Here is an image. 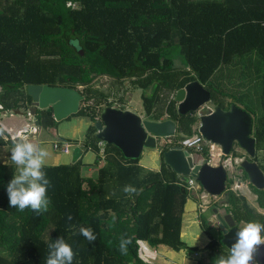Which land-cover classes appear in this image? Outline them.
Wrapping results in <instances>:
<instances>
[{
	"label": "trees",
	"instance_id": "trees-1",
	"mask_svg": "<svg viewBox=\"0 0 264 264\" xmlns=\"http://www.w3.org/2000/svg\"><path fill=\"white\" fill-rule=\"evenodd\" d=\"M251 54L262 64L261 114L251 119V135L254 159L264 171V0H0V113H25L31 102L24 85L46 84L77 89L83 98L65 119L84 116L93 122L98 107L111 103L109 93L93 83L106 75L123 91L125 81L140 89L145 117L173 120L172 144L181 145L198 133V116L177 112L175 91L197 80L210 91V102L226 109L235 99L219 97L208 82L223 66ZM117 98L122 100V94ZM35 116L44 128L57 123L44 109ZM86 129L83 139L64 141L78 145L82 154H95L96 175L83 174L82 154L74 162L45 164L47 211L21 212L9 205L7 184L14 167L0 163V264H47L48 244L60 238L72 247V264H145L137 253L138 239L198 252L180 238L189 189L163 160L169 145L162 146L159 169L150 170L97 138L93 123ZM6 142L11 140L0 138V145ZM125 185L136 187L137 194L124 193ZM249 186L264 207V189ZM228 203L224 211L237 223L264 220L231 190ZM200 218L209 237L204 252L212 264L227 248L211 233L207 218ZM81 226L90 227L96 239L89 242ZM121 236L131 239L126 255L118 250Z\"/></svg>",
	"mask_w": 264,
	"mask_h": 264
},
{
	"label": "water",
	"instance_id": "water-1",
	"mask_svg": "<svg viewBox=\"0 0 264 264\" xmlns=\"http://www.w3.org/2000/svg\"><path fill=\"white\" fill-rule=\"evenodd\" d=\"M82 54V50H80ZM24 91L30 96L27 113L34 118V125L39 124L36 110L44 109L51 113L55 121L66 118L78 110L82 94L75 88L49 86L46 84H25ZM176 109L180 114L193 111L198 116V133L206 140L217 144L222 152L221 158L228 155L235 143L249 157H254L255 139L251 135L252 120L245 110L231 103L223 109L218 105L202 108L210 102V91L197 80H191L174 93ZM95 135L102 142L113 144L125 158H139L143 147H156L158 141L165 137H173L176 123L169 119L152 120L137 113L134 109L120 108L112 103L102 106L98 117L93 121ZM161 151V150H160ZM81 156L78 145L71 150V162ZM163 160L180 178L187 181L193 177L201 188L211 196L220 195L225 190L227 171L222 162L215 165L208 162H194L187 149L178 144H171L162 151ZM245 172L249 184L257 189H264V173L255 160L243 158L239 162ZM209 224L220 231V241L228 249L235 240V232L239 225L230 212H222L212 208ZM260 223L264 224V220ZM256 259L264 264V245L255 252ZM129 264H132L130 262Z\"/></svg>",
	"mask_w": 264,
	"mask_h": 264
},
{
	"label": "rangeland",
	"instance_id": "rangeland-1",
	"mask_svg": "<svg viewBox=\"0 0 264 264\" xmlns=\"http://www.w3.org/2000/svg\"><path fill=\"white\" fill-rule=\"evenodd\" d=\"M175 64H179L178 59H175ZM261 68L262 64L256 54L245 56L236 64L223 66V70L214 73L208 82L211 85L210 89L214 91L215 94L219 95V97L223 96V94L228 96L225 97L226 101H229L231 97H233V99H235L234 103L236 106L248 112L251 119L256 118L261 114L258 97V69ZM93 83L95 86H98L105 92L109 93L107 101H111L113 105L119 107L122 104L124 107L132 108L137 113L145 116L140 97V89L131 87L128 81H125L124 83V87H126V90L124 91L122 86L117 83L115 84L113 80L106 75L97 76L94 78ZM80 88L81 86L78 87V89ZM121 94L122 100H118L117 97ZM207 103L211 107L214 106L211 102ZM104 105L106 104L103 103L102 106ZM102 106L100 105L98 107V111H100ZM27 111L25 113H27ZM92 123L93 122L87 117L71 116L70 119L64 118L57 121L54 126L45 128L42 126L39 127L38 133L28 132L26 135L28 137H33L34 143L48 152L49 155L46 157L45 164L52 165L69 163L71 162V150L75 145L70 142L69 151L63 152L60 149H54L53 143H61L65 138H70L72 140L83 139L87 130L86 128ZM20 125L18 124L17 127ZM195 125L197 127L198 123ZM163 145L164 143H160L159 140L154 148L143 147L138 158V164L146 169L158 170L161 161L160 150L163 148ZM165 145L168 146L171 144L167 143ZM11 147L12 145L9 142L0 145V163L2 160H5L7 164H12L10 160ZM232 149L234 151L230 153V163L225 166L227 169L225 190L227 189L228 192L231 190L236 196H243L249 206L256 208L260 213H264V207H259L257 205L256 196L250 189L249 184L246 182L247 179L243 176V172L239 166V162L243 159L242 155H244V153L235 143L233 144ZM189 151L192 153L194 162L200 161L198 154L195 153L192 148L189 149ZM260 154L261 153H259V156ZM81 159L85 163L82 167L83 174L85 176L95 177L98 167L97 164L94 163L95 154L91 151H86L82 154ZM12 165L14 167V174H16L18 166L14 164ZM187 179L191 188L189 189V197L185 202L182 214L180 238L187 246L196 247L200 253H192L185 248L180 250L169 248L168 254L171 264H174L172 262H176L178 264H197L199 259H203L201 258V252L205 251L204 246L209 240V237L200 226V216L207 218L208 228L211 233L217 238H221L219 229L212 222L209 224V219L210 216L213 215L212 208L210 207L216 208V206H220L222 204L223 195L211 196L208 194V196H206L203 200L199 197L201 193L199 183L191 176H188ZM227 207H229V203ZM203 264H208L206 258L203 259Z\"/></svg>",
	"mask_w": 264,
	"mask_h": 264
},
{
	"label": "clouds",
	"instance_id": "clouds-1",
	"mask_svg": "<svg viewBox=\"0 0 264 264\" xmlns=\"http://www.w3.org/2000/svg\"><path fill=\"white\" fill-rule=\"evenodd\" d=\"M7 132L8 129L0 125V138H5ZM48 155L45 149L30 141L26 135L18 133L13 138L10 160L12 164L18 166V171L13 174L7 184L11 207L21 212L26 208H31L37 213L48 210L50 201L47 198V188L50 181L43 171ZM123 191L130 195L138 192L137 188L132 185H125ZM68 219H72L70 214ZM114 220L115 217H113ZM79 232L89 242L96 239L90 227L81 226ZM129 244H131L130 238L120 237L118 250L121 255L127 254ZM261 245H264V224L241 221L235 232V240L227 249L226 254L214 257L212 264H253L254 253ZM48 247L50 252L47 264H72L75 254L64 238L49 243Z\"/></svg>",
	"mask_w": 264,
	"mask_h": 264
},
{
	"label": "built area",
	"instance_id": "built-area-1",
	"mask_svg": "<svg viewBox=\"0 0 264 264\" xmlns=\"http://www.w3.org/2000/svg\"><path fill=\"white\" fill-rule=\"evenodd\" d=\"M78 87H80V86H78ZM202 108H212V107L210 105H208V103H205ZM161 142L164 144H167V143L172 144L173 139L171 137H165V139L163 138L161 140ZM179 142L181 143V146L183 148L187 149L191 155H192V153L189 151V149H191V148L195 153L198 154L200 161H196V162L200 163L202 161L203 162L205 161V162H208L209 164H213V165H215L219 162H222V164L224 166H227V164L230 163V160H231V154L230 153H232V151H230V153L228 155H225L223 158H221L222 152H221L220 147L217 144L212 143V142L204 139L199 133H195V134L191 135L190 137H188L187 139L181 140ZM69 146H70V143L68 141H63L61 143H58V142L53 143L54 149H60L63 152H68ZM203 151H205V152L203 153ZM246 182H248V181H246ZM187 188L190 189L191 185L188 184ZM199 188L201 189V187H199ZM206 196H208V194L204 190L201 189V193H200L199 197L204 200ZM262 214H264V213H262ZM137 244H138L137 253H138L139 258L145 264H149L151 262L152 256L149 253L150 251H149L148 246L145 243H143L142 240H140V239L137 240ZM253 264H261L256 259L255 253H254Z\"/></svg>",
	"mask_w": 264,
	"mask_h": 264
},
{
	"label": "crops",
	"instance_id": "crops-1",
	"mask_svg": "<svg viewBox=\"0 0 264 264\" xmlns=\"http://www.w3.org/2000/svg\"><path fill=\"white\" fill-rule=\"evenodd\" d=\"M33 121L34 118H31L28 113H24L23 111L0 113V125H4L8 129V132L5 134L4 139L7 140V138L9 137L8 139H10L12 142L13 138H15L18 133L23 135H26L28 132L38 133L39 127H41V125L38 124L37 126H35ZM18 124L21 125L17 127ZM28 139L34 143L33 137H28ZM11 142L10 144L12 145ZM1 163H5V160H2ZM180 235H181V228H180ZM142 242L149 247V251H150L149 253L152 256L151 262L149 264L170 263L168 249L171 247L164 244H158L156 246H152L145 240H142ZM198 252L200 253V251ZM201 256H203V259L205 258L207 259L205 252H201ZM172 263L178 264L176 262H172Z\"/></svg>",
	"mask_w": 264,
	"mask_h": 264
},
{
	"label": "flooded vegetation",
	"instance_id": "flooded-vegetation-1",
	"mask_svg": "<svg viewBox=\"0 0 264 264\" xmlns=\"http://www.w3.org/2000/svg\"><path fill=\"white\" fill-rule=\"evenodd\" d=\"M172 139H173V137H171ZM165 139V138H164ZM232 148H233V146H232ZM231 151L233 152L234 150L233 149H231ZM243 151V153H244V155H242V158H247V159H249V160H255L254 159V157H255V155H256V151H255V155H254V157H249L248 155H247V153H245V151L244 150H242ZM255 161H257V160H255ZM242 170V169H241ZM262 170V169H261ZM263 171V170H262ZM264 173V172H263ZM248 183V182H247ZM249 184V183H248ZM201 187V186H200ZM250 187V186H249ZM225 188H226V181H225ZM202 189V188H201ZM251 189V188H250ZM252 190V189H251ZM253 192V191H252ZM222 195H223V197H222V204L220 205V206H216V208H218V210H221L223 213L225 212L224 210H225V208H228L227 207V205H228V190L226 189V190H224L222 193H221ZM220 194V195H221ZM210 208H213V207H210ZM213 222H216V220L214 221H212V223ZM239 224V223H238Z\"/></svg>",
	"mask_w": 264,
	"mask_h": 264
}]
</instances>
